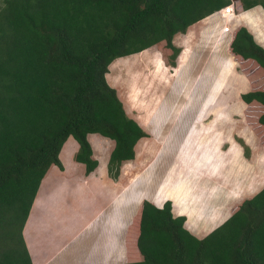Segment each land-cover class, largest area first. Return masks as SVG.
Here are the masks:
<instances>
[{"label":"trees","instance_id":"16d2710c","mask_svg":"<svg viewBox=\"0 0 264 264\" xmlns=\"http://www.w3.org/2000/svg\"><path fill=\"white\" fill-rule=\"evenodd\" d=\"M229 3L235 11H264V0H1L0 264H32L22 227L41 179L52 165L62 170L58 152L68 136L85 175L97 165L86 135L111 139L112 179L148 136L107 83L110 64L156 46L173 67L179 47L172 36ZM227 50L232 59L224 55L215 75L223 70L224 80L215 78L213 87L228 82L236 63L250 60L264 73V47L244 26L232 30ZM239 99L263 108L251 128H264V88ZM239 144L248 158L249 148ZM235 201L229 216L198 238L183 227L184 216L172 215L169 200L157 207L143 199L118 264H264V186Z\"/></svg>","mask_w":264,"mask_h":264},{"label":"crops","instance_id":"0c3cea01","mask_svg":"<svg viewBox=\"0 0 264 264\" xmlns=\"http://www.w3.org/2000/svg\"><path fill=\"white\" fill-rule=\"evenodd\" d=\"M240 25L251 33L255 42L264 47V11L260 5L236 11L235 13L233 10L231 15L225 16H221L217 10L190 24L185 32H177L172 36V43L179 47L175 65L173 67L165 65L158 53L162 71L160 74L164 75L163 69L166 68L167 74L175 77L172 83L175 81V83L191 85L203 80V78V81L206 82L207 74L196 73L195 70L197 66L200 67L201 65H199L201 56L193 57L191 53L204 52L208 45L211 46L210 49L214 53L221 50L222 47L227 49L232 30ZM255 33L261 35L263 42L255 37ZM183 53L184 55L180 62L179 58ZM219 59L211 58V63L214 66H220L221 63H218ZM169 69L172 72H169ZM182 94L185 98L188 94L190 97L197 95L193 92H182ZM205 94L206 91L198 94V96L202 97ZM231 103L234 107L241 104L237 99ZM128 109L130 112L134 110V120L148 134V136L141 137L136 142L143 145L139 157L134 145V165L128 163L130 166L129 174L125 173L123 175V163L119 167V173L116 178L112 179L108 176L106 162L113 146V141L97 133H88L86 135L91 146L92 157L97 160L96 167L87 175L84 174L83 164L73 159L77 149L76 141L71 140L69 148H67L66 155L71 151V161H68L67 166L59 157L60 148L58 158L62 164V170L52 165L41 179L22 227V237L32 264H118L124 262L126 260L125 245L128 225L143 199L150 201L157 207H160L165 200H169L172 215L184 216L183 227L192 235L198 238L203 237L229 216L230 205L234 200L240 201L243 198L250 197L264 186L263 182L251 192L249 191L250 184L253 186V183H256L259 178H264V161L260 154L257 153L258 156L255 158L253 150L251 155L245 158L240 152L239 144L232 138L230 129H226L225 134L220 129L221 126L228 122L230 115L228 107L227 111L221 114L208 111L205 108L201 109L198 114L194 113L196 114L194 118L200 119L201 121H198L202 126L199 130L193 129L201 143V156L198 163L202 161L213 163L217 161V158H220V164L221 161L227 160L228 165H231L239 154L241 159L248 164L249 169L248 173L239 181L243 189L227 186L226 190L221 193L222 200L217 201L218 197L214 189L219 185L202 187L197 185L196 181L193 184L192 173L195 176L198 175L199 177L213 180L215 175L212 173L217 172V170L212 169L209 171L202 166H194L192 160L195 158V153L191 152L187 159L186 157L180 159L182 163L190 164V166L180 169L179 178L177 177V179H173L169 183L161 182L158 184L157 188L167 184L168 190L166 193L160 197H157V193L154 192L145 193L144 187L152 184V178L155 181L159 179L156 168H153V166L149 167L147 164L153 165L155 159L160 155L159 150L173 145L175 132L184 131L185 133L186 129L189 130L193 127L195 121L192 118L191 124L187 123L185 128L184 126L175 125V123L180 124L181 122L180 120L175 121L177 114H175L174 109L163 110L162 108V111L159 109V114L157 110L154 113L150 110L140 109L138 105L134 109ZM210 115H212L211 120L206 122L205 119ZM214 122H219L221 125L218 126L216 124V126ZM91 134H96L93 135V140H97V144L103 148L102 153H106V159L103 161L98 158V155L101 156L102 153L96 154L93 144L89 140ZM211 134L215 136L213 141L208 138ZM69 137L71 136H68L63 144ZM103 141H106V143ZM224 142H227V146L223 150ZM245 142L248 143L246 139ZM63 144L61 147H63ZM104 144L105 146L107 145L106 148ZM214 145L218 148V154L212 158V154L207 155V149L209 146L212 149ZM150 152V158L146 159ZM262 155L264 156V154ZM144 163L147 165L145 169H143L145 166L142 168ZM255 166L261 167L258 171H255ZM70 167H72L71 170ZM203 170L204 173L202 174L201 171ZM215 183H218V181L216 180ZM199 192L203 194L200 196ZM66 194L79 198L78 204L81 205L78 210H89V212L84 216L82 224L69 234V238L65 239L66 241L62 242L60 246L53 248L50 255L46 256L43 249L45 241H51L52 238L56 239L58 237L57 234L63 229L61 203L62 197ZM204 198H207L209 202H206ZM72 215L74 216V213ZM73 216H71V220H75ZM69 223L71 222L68 221Z\"/></svg>","mask_w":264,"mask_h":264},{"label":"rangeland","instance_id":"374dc122","mask_svg":"<svg viewBox=\"0 0 264 264\" xmlns=\"http://www.w3.org/2000/svg\"><path fill=\"white\" fill-rule=\"evenodd\" d=\"M235 12L236 11L234 10V13ZM255 34V37L261 42H263L261 35L257 33ZM210 48L211 46L208 45L206 51L204 52L191 53L193 57H196L198 55L199 57L201 56V60L199 61V65H201L200 67L197 66V68L195 69L196 73L202 72L207 74L206 82L203 81V78V80H199L195 83H192L191 85H184L178 82L175 83V81L174 83H172L175 77H171V75L167 74L166 68L163 69L164 75L160 74L162 72L160 67V59L158 57V53L160 51L157 49L156 46H151L150 48H147L141 52L134 53L128 56L125 55V57L121 56V58L114 60L110 64L109 68H107L105 79L107 83L115 89L116 94L121 100L124 110H127L126 114L129 117L134 119L133 116L135 112L134 110L130 112L128 108L134 109L138 105L140 109L150 110L154 113L158 111V114L160 113V110L162 111V108L163 110L174 109L175 114H177L175 116V121L180 120L181 122L180 124L175 123L176 126L180 125V127H185L187 123L191 124L192 118L195 121L193 127H191L189 130L186 129L187 131L185 133L184 131L175 132V138H173V145L171 147H164L162 150H159L160 155L157 159H155L153 165L147 164L149 167L153 166V168H156V173H158L159 179H156L157 181H155L154 178H152V184L148 185L147 187H144L146 191L145 193L154 192L157 193V197H160L161 195L166 193L167 184H164L163 186H161V188H157L158 184L161 182L169 183L173 179H177V177L179 178L180 169L183 167L185 169L190 166V164H185L184 162L182 163L180 159L184 157H186L187 159V156L191 154V152L195 153V158L192 160L194 166H202L203 168H206L209 171L212 169L217 170V172L212 173L216 176H214L213 179L214 183L212 179H206L203 177H199L198 175L195 176L194 173H192L193 184L196 181V184L202 187H209L210 185H219L214 189V191L217 193V201H220V199L222 200L221 193L222 191L226 190L227 186L243 189L239 181L243 176L248 173L249 169L248 164H246L241 159L239 154L231 165H228V161L225 160L221 161V166L220 158H217L218 162L214 161L213 163H205L204 161H202L201 163H198L199 157L201 156V143L200 139L198 138V135H195V133L193 132V129L199 130V128L202 127L198 121L200 119L194 118L201 109L207 108L208 111H213L221 114L225 113L228 107V113L230 115L227 124L221 126L220 128L222 133L225 134L227 131L226 129H230L229 131L232 135V138L238 144L241 141L244 142V144L249 148V155H251L254 150L255 158L258 156V154H260V157L264 161V156L262 155L264 154V128H262V126H259L258 129L255 130L251 128V124L254 125V123L252 122L262 112L263 108L259 104H256L254 102L244 104L239 99V94L247 91L248 89L264 88V73L259 67L256 66L255 63L251 62L250 60L244 61L240 65L236 63V61L233 59L236 64L233 65V67L230 69V74L225 77L226 81L228 82H223L221 85L219 84L220 86L217 85V87H213L211 82L216 78L215 75L217 74L216 72L218 68L225 62L224 60H226L224 58V55L226 54L230 59L232 58L228 54L227 49L225 47H222L221 50L215 53ZM183 55L184 53L179 58L180 62L182 60ZM211 58H220L218 60V63H221V65L214 66V64L211 63ZM169 72L172 71L170 70ZM219 74L216 80H221L222 82L224 80L223 70ZM234 78L235 81H233ZM204 91H206L205 96L199 97L198 94ZM182 92H193L197 95H192L190 97L188 94L185 98L183 97L184 95L182 94ZM217 94L219 97H217ZM236 99L239 100L241 104L239 106L236 105L234 107L232 106L233 104L231 102ZM195 112L196 114H194ZM211 118L212 115L205 119V121L208 122L209 120H211ZM214 123H216L218 126L221 125V123L219 122ZM214 137L215 136L211 134L208 138L210 140L212 139L213 141ZM244 138L248 141V143L245 142ZM71 140L74 141L72 137H69L67 139V141L63 144V147H61L59 154L61 161H63L66 166L68 164V161H71V151L68 155H66L67 148H69ZM221 141L223 142L222 139ZM103 142L106 143V141ZM93 146L94 149H96L97 151V153L95 152L96 154L102 153L103 148L97 144V140H94ZM226 146L227 142H224L222 146L223 150L226 148ZM239 146L240 152L242 153V147L240 144ZM142 147V143L138 145V157L141 153ZM207 150V155L212 154V158H214L218 154V148L215 145L212 149L209 146ZM203 153L204 152L202 150V154ZM105 154L102 153L101 156L98 155L100 161L106 159ZM150 156L151 152L150 154H148L146 159H149ZM134 159L135 156L133 160L124 163V166L122 167L123 175H125V173L129 174V164L134 165ZM147 165H145L144 163L142 168L145 166L143 168L145 169ZM260 167L261 166H255L254 170L258 171ZM71 168L72 167H70V170ZM201 173L203 174L204 170L201 171ZM216 180L218 181V183H215ZM263 182L264 178H259L256 183H253V186L252 184H250L249 191L251 192L254 188L262 184ZM202 194V192H199L200 196ZM204 200L206 202H209L207 198H204ZM238 201L239 200L235 201V203H238ZM78 203L79 198L77 197H71L68 194L62 197L61 213L63 217V229L59 228L61 230L59 234L56 233L58 236L56 239L52 238L51 241H45L43 248L45 251L44 255L49 256L53 248L58 247L62 244V242H65V239L69 238V234L73 232L77 228V226L81 225L84 221V216L87 215L89 210H78L79 206L81 205ZM73 213L74 216L72 215ZM71 216H73L75 220H71ZM68 221L71 223L68 224Z\"/></svg>","mask_w":264,"mask_h":264},{"label":"built area","instance_id":"2783aa9c","mask_svg":"<svg viewBox=\"0 0 264 264\" xmlns=\"http://www.w3.org/2000/svg\"><path fill=\"white\" fill-rule=\"evenodd\" d=\"M219 14L221 16H225V15H231L233 13V6L232 3L227 4L226 6H223L222 8H220L218 10Z\"/></svg>","mask_w":264,"mask_h":264}]
</instances>
